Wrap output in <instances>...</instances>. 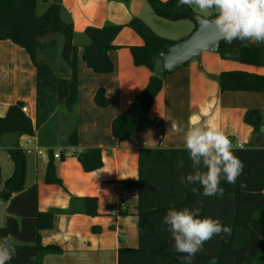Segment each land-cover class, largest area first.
<instances>
[{
  "label": "trees",
  "instance_id": "trees-1",
  "mask_svg": "<svg viewBox=\"0 0 264 264\" xmlns=\"http://www.w3.org/2000/svg\"><path fill=\"white\" fill-rule=\"evenodd\" d=\"M160 17L179 21L189 19L195 23V13L178 0H147ZM47 5L45 11L38 9ZM211 18H215L212 15ZM144 40L142 46H132L136 66H146L152 76L129 108L112 123V133L119 141L129 139L137 132L151 127L165 134L166 122L150 117V108L162 90L167 74L155 72V60L178 40L157 34L141 18L134 17L126 25ZM124 25L108 23L102 27H88L82 34L84 42L77 43L72 20L62 5V0H0V39H8L26 49L37 72V112L35 123L22 110L23 101L11 105L5 116H0V140L8 150L14 164L13 173L0 189V204L6 202V217L0 227V238H7L15 255L8 264H42L43 257L57 252L54 246H45L41 231L53 227L56 210L41 212L38 208V187L26 185L27 155L21 147L24 135L36 136L38 144L48 151L45 182L62 184L56 175L55 151L60 150L65 159L68 150L78 157L87 172L103 166L102 149L90 147L77 151L78 146V54L96 73H111L114 63L108 52ZM193 30V31H194ZM58 35L56 38H48ZM62 63H59L57 53ZM222 59L264 67V43L234 40L221 42L217 51ZM222 91L264 92V75L244 71L222 72L217 76ZM100 107L113 104V100L100 88L94 96ZM65 115V131L59 132V121ZM244 120L253 127L254 142L243 148H234L244 163L243 173L235 184L223 179V196L205 197L199 184L185 185L180 177L193 171L186 149H143L140 154L139 177L125 180L127 188L138 192L136 215L139 218V245L121 247L117 264H182L174 248L172 234L163 225L169 209H195L201 207V217L219 219L231 228V234H218L204 244L193 258L192 264H210L213 257L217 264H264V112L252 108ZM183 167L178 166L179 161ZM243 185V187H242ZM196 189V191H193ZM78 209L70 213L98 215L96 197L79 199ZM126 213V212H122ZM94 231L98 228L94 227Z\"/></svg>",
  "mask_w": 264,
  "mask_h": 264
},
{
  "label": "crops",
  "instance_id": "crops-1",
  "mask_svg": "<svg viewBox=\"0 0 264 264\" xmlns=\"http://www.w3.org/2000/svg\"><path fill=\"white\" fill-rule=\"evenodd\" d=\"M62 5L73 22L79 44L84 42L81 36L88 27H102L108 23L125 27L114 40L116 48L108 52L114 63L111 73H96L89 68L82 58V47L78 54L76 150L101 148L103 166L95 171H85L70 149L65 159L55 157L56 175L62 184H48L45 182L47 148L38 144L36 136L20 138L21 147L28 151L26 185H37L41 212L56 210L53 227L41 231V241L45 246L57 247L58 251L47 253L42 264H117L121 247L139 245V218L136 215L139 196L136 189L125 187L123 181L139 177L141 151L185 149L182 133L169 130L170 124L176 122L186 128L192 117L218 126L232 140L234 148L250 143L258 146L254 142L253 127L244 117L252 108L264 112V92L222 91L217 76L228 71L264 75V67L222 59L218 52H203L201 59H193L164 77L162 90L149 114L166 122L165 134L151 127L119 141L112 133L114 119L129 108L153 74L146 66L135 65L131 47L144 45V40L126 25L132 18L139 17L157 34L181 40L193 32L195 23L189 19L162 18L147 0H62ZM100 88L113 100L112 105L100 107L95 103L94 96ZM18 101L25 103L23 107H27V115L35 123L36 67L26 49L11 40L0 39V116H5L9 107ZM0 144V149L9 153L1 140ZM60 150L56 149L55 153L60 154ZM9 167L8 161L6 166L0 163V170L4 169L5 174ZM9 177L4 179L1 174L0 184ZM84 197L97 198L98 215L70 213L78 209L79 199ZM94 227L98 230L94 231Z\"/></svg>",
  "mask_w": 264,
  "mask_h": 264
},
{
  "label": "clouds",
  "instance_id": "clouds-1",
  "mask_svg": "<svg viewBox=\"0 0 264 264\" xmlns=\"http://www.w3.org/2000/svg\"><path fill=\"white\" fill-rule=\"evenodd\" d=\"M178 3L191 7L197 21L207 23L202 14L214 15L217 31L227 43L234 40L264 43V0H178ZM169 130L182 133L193 169L180 177L181 183L199 184L203 189L201 194L210 197L223 196L222 179L228 184L237 182L244 163L235 155L232 140L218 126L192 117L186 128L171 122ZM178 166L183 167L184 162L179 161ZM201 210V207L169 209L163 217L162 223L174 239L175 251L184 254L182 264H192L194 256L215 235L231 234V228L219 219L201 217ZM14 255L11 242L0 238V264H8ZM210 264H217V258L213 257Z\"/></svg>",
  "mask_w": 264,
  "mask_h": 264
},
{
  "label": "water",
  "instance_id": "water-1",
  "mask_svg": "<svg viewBox=\"0 0 264 264\" xmlns=\"http://www.w3.org/2000/svg\"><path fill=\"white\" fill-rule=\"evenodd\" d=\"M199 21L197 28L187 37L172 44L155 60L157 74L171 73L193 59H201L203 52H217L223 39L214 24V18Z\"/></svg>",
  "mask_w": 264,
  "mask_h": 264
},
{
  "label": "rangeland",
  "instance_id": "rangeland-1",
  "mask_svg": "<svg viewBox=\"0 0 264 264\" xmlns=\"http://www.w3.org/2000/svg\"><path fill=\"white\" fill-rule=\"evenodd\" d=\"M52 1H54V0H50V2H52ZM46 7H47V5H43V4H41V6L39 7V9H38V14H41V13H43L44 11H45V9H46ZM204 15H207V13H204ZM192 33V32H191ZM190 33V34H191ZM187 37V36H186ZM48 38H56L57 39V41L60 43L61 42V38L58 36V35H56V36H54V35H51L50 37H48ZM185 38V37H184ZM179 41V40H178ZM58 50V55H57V58H56V60L59 62V63H62V61H61V59H60V56H59V49H57ZM65 118H66V116L65 115H62L61 116V119H60V121H59V132L61 133V134H63L64 133V131H65V125H64V122H65ZM0 146H1V144H0ZM26 152H28V151H26ZM7 161L9 162V164H10V167H9V172H7L6 174H5V171H3L4 169H2V170H0V175L2 174V177H4V179L6 178V177H9V176H11V174H12V168H13V162H12V160H11V158H10V155H9V153H7V151H5V150H1L0 149V163H3V165L4 166H6V163H7ZM3 171V172H2ZM2 183L0 184V187H2ZM6 205H7V203H2V204H0V227H2V225H3V223H4V218H5V215H6V209H7V207H6Z\"/></svg>",
  "mask_w": 264,
  "mask_h": 264
},
{
  "label": "built area",
  "instance_id": "built-area-1",
  "mask_svg": "<svg viewBox=\"0 0 264 264\" xmlns=\"http://www.w3.org/2000/svg\"><path fill=\"white\" fill-rule=\"evenodd\" d=\"M22 110L27 114L28 113V109L27 107H22ZM238 147L243 148L244 146L242 144H239ZM60 154L59 153H55V157H59Z\"/></svg>",
  "mask_w": 264,
  "mask_h": 264
}]
</instances>
